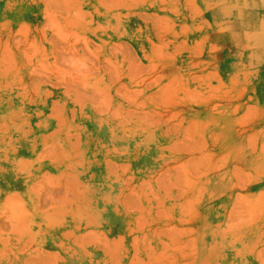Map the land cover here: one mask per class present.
<instances>
[{
    "label": "rangeland",
    "instance_id": "1",
    "mask_svg": "<svg viewBox=\"0 0 264 264\" xmlns=\"http://www.w3.org/2000/svg\"><path fill=\"white\" fill-rule=\"evenodd\" d=\"M0 264H264V0H0Z\"/></svg>",
    "mask_w": 264,
    "mask_h": 264
}]
</instances>
